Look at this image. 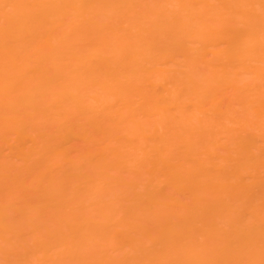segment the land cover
Returning <instances> with one entry per match:
<instances>
[{"label":"bare ground","instance_id":"bare-ground-1","mask_svg":"<svg viewBox=\"0 0 264 264\" xmlns=\"http://www.w3.org/2000/svg\"><path fill=\"white\" fill-rule=\"evenodd\" d=\"M0 264H264V0H0Z\"/></svg>","mask_w":264,"mask_h":264}]
</instances>
